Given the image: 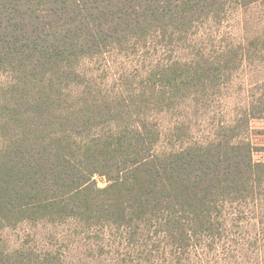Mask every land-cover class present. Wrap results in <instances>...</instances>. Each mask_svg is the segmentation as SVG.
Listing matches in <instances>:
<instances>
[{"label": "trees", "instance_id": "16d2710c", "mask_svg": "<svg viewBox=\"0 0 264 264\" xmlns=\"http://www.w3.org/2000/svg\"><path fill=\"white\" fill-rule=\"evenodd\" d=\"M257 1L0 0V230L71 223L121 232L142 255L190 254L218 245L226 208L264 210L247 115L264 118V97L202 138L184 120L248 53L202 29ZM162 114L183 120L163 137ZM56 254L0 239V264H62Z\"/></svg>", "mask_w": 264, "mask_h": 264}, {"label": "rangeland", "instance_id": "374dc122", "mask_svg": "<svg viewBox=\"0 0 264 264\" xmlns=\"http://www.w3.org/2000/svg\"><path fill=\"white\" fill-rule=\"evenodd\" d=\"M201 32L203 39L210 35L217 45H240L248 53L232 82L207 109L187 108L184 120L197 138L218 126L235 125L252 104L264 97V54L260 52L264 44V0L234 9L221 25L203 28ZM124 66L127 67L124 58L112 60L107 71L117 79ZM247 115L249 140L255 148L253 160L264 162V118ZM157 118L162 137L177 122L183 121L169 114ZM93 180L99 189L108 185L103 176L95 175ZM230 208L223 212L225 228L221 237H217L218 245L213 249L205 246L190 254L160 248L158 254L142 255L138 249H130L121 232L85 230L71 223L59 226L21 224L0 230V239L10 250L30 244L57 253V256L60 253L62 264H264V210Z\"/></svg>", "mask_w": 264, "mask_h": 264}]
</instances>
